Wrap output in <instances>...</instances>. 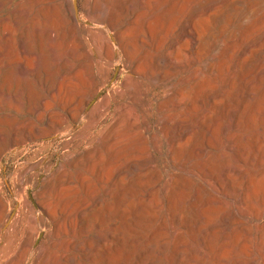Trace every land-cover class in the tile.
<instances>
[{
  "label": "bare ground",
  "instance_id": "6f19581e",
  "mask_svg": "<svg viewBox=\"0 0 264 264\" xmlns=\"http://www.w3.org/2000/svg\"><path fill=\"white\" fill-rule=\"evenodd\" d=\"M78 2L0 0L11 3L0 51L15 39L10 66L33 74L5 92L14 104L0 98V241L10 215L20 228L0 264L34 251L35 264H86L68 204L82 167L105 183L90 192L102 200L90 231H106L97 264H264V0H83L82 14ZM52 39L55 65L72 61L70 100L38 75L51 72ZM83 122L84 136L61 143Z\"/></svg>",
  "mask_w": 264,
  "mask_h": 264
},
{
  "label": "rangeland",
  "instance_id": "374dc122",
  "mask_svg": "<svg viewBox=\"0 0 264 264\" xmlns=\"http://www.w3.org/2000/svg\"><path fill=\"white\" fill-rule=\"evenodd\" d=\"M11 3H13V1H11ZM11 3L3 4L2 7H1V10H0V13L3 12L5 14L9 15L10 8H11L10 7ZM82 3H83V0H79L78 7H79V10H80L81 14H82V6H81ZM136 4H137V2H136ZM6 22L8 24V27L10 26L9 28L11 30L15 29V27H14L15 25H13L11 23V21H6ZM99 35H100V32L98 30H96V29H93L90 32V37L91 38H97ZM10 39H8V43L6 42L8 46L6 44L4 46L5 47L3 49L4 53H3V51H0V60L2 59L1 62H0V73H4L5 74V75H0V78H1V76H5L9 80V83L6 84V86H1L0 87V95H2V94L5 95V97H4V95H2V96H0V98L1 97L5 98L4 101H5L6 104H8V103L14 104L12 99L10 98V96H7L8 94H5V92H7V90H11L12 92L13 91L14 92L15 91L22 92L26 88V85L24 83H22V85L18 86L17 83H16V80H14V79H17L18 77L21 76L20 78L23 80V79H25L27 77H30V76L32 77V75H33V74H29L28 71L26 69H24V67H22L21 65L13 64L12 66H10V64H9L10 63V59L12 60V59L17 57L15 49L17 48V45H18L17 41L15 39H13V40H10ZM49 42H51V45H52V44H54L55 41H54V39H52ZM10 44L14 48L12 51L10 50L11 47H12ZM55 45L56 44H54V46ZM52 46H51L52 49H51L50 55H49L50 59L52 58L51 59V62H52L51 64L53 65L51 67V69H50L51 72H49L47 74L45 71L41 70L38 75H52V81L54 82V84L57 85L59 83L61 85V87H62L61 91L63 93L66 92L65 94L67 95L68 99L70 100L74 96V91H73V88H72L74 83L73 82L67 83L66 82V78L69 77L70 75H74L72 61L66 60V61H62V63H61L62 65L61 64L55 65V59H54L53 55L57 54L58 52H61L60 51L61 49L59 47H57L58 45H56L55 47L54 46L52 47ZM151 47L153 48L152 42H148L147 48L150 49V50H153ZM10 51L12 53L13 52L14 53L12 54ZM159 53H160V55L162 57H160V59H161L160 63L161 64H159L160 67H159L158 70H161V69L166 68V66H168L169 60L166 59L163 56V52L160 51ZM4 54H6V55H4ZM7 54H9V55H7ZM38 54H40L39 55L40 58H39ZM43 55H45V54L37 53L36 62H37L38 66L42 65L44 63V61H45V58H44ZM38 58H39V60H37ZM40 59L42 61H40ZM17 68H19V69H17ZM11 70H12V72L16 73L15 76H12V74H11L12 72H10ZM185 71L183 73H189L190 69L187 68ZM154 75H157V74H154ZM9 76L12 78L11 82H10L11 78ZM148 81L152 82L153 80H152V78H150ZM6 87H7V89H6ZM47 87L48 86L42 84V85H36L35 89H36V91H38V96L40 97V100H43L44 102L52 103V101H50V99L47 98L48 97V93H49V88H47ZM39 93H41L42 95L39 94ZM17 104H20V103H17ZM155 118H156V114H155ZM87 127H88L87 123L83 122L72 133L65 134L63 136L62 140H61V143H63V144L75 143L77 140H79L82 136L85 135V133L87 131ZM162 143H163L162 148H164V150H165L164 151L165 152L164 156L167 157L165 141L163 140ZM157 156H158V160L161 163H163V161L166 160L165 157L162 156V155L157 154ZM124 158H125V156H122V158H120L116 163H112V164H108V162H106V166L108 168H110L111 166H113V164L114 165L117 164L121 159H124ZM83 168L84 167H82L80 170H77L74 173L72 185L77 187V193H74L75 196L72 195V193H71L72 198H71V201H69V203H68L69 207H70V210L72 209L71 213L73 214V213L76 212L75 215H76L77 220L80 223H82V224L84 223V227L77 232V238H78V242L79 243H78V246L76 248H74V252H77L78 254H81L80 257H81V260L84 263H86V264L87 263L97 264V262L94 261L91 256H92V254L94 255L98 251V244L99 245L102 244V238L104 237L106 231H105V228H104L103 225H98V226L96 225V226H94L93 230L90 231V224L88 223V219H93V217H90V215H89L90 214V205L95 206L96 204H98L99 202L102 201V200L100 201L101 198H99L98 195L97 196L95 195L94 197H92L91 196L92 193H90V192H95L96 190H101L103 192V189H101V187H103V185L105 183H104V181L96 180L97 175L94 177V179H95V181H94L92 176L88 172L89 170L88 169H83ZM101 172H99V177H101V175L103 174V170ZM82 177H87V178H82ZM88 177H89V179H88ZM88 181H93L95 184L94 185L90 184V185L87 186ZM66 192H67V190H64V189L60 190V191H58V195H62L63 196V195L66 194ZM103 198H105L104 195L102 196V199ZM29 211H30V205L28 203L24 204L23 205V215L26 216L29 213ZM99 218H101V217L100 216H95V219H99ZM85 220L87 221V223H86ZM19 230H20L19 223L14 224L13 219H12V215H10L8 217L7 221H6V225H5V228H4V235L5 236L2 237V239L0 241V245L2 246L5 243H7V246H9L10 248L13 247L14 244H15V241L17 240V238L19 236V233H20ZM98 233L101 234L100 235V239H98L96 237V235H95V234H98ZM90 235H92V237ZM90 241L92 242L91 246H89ZM87 256H88V258H87ZM35 261H36V251H34L32 253V255L29 257L28 264H35Z\"/></svg>",
  "mask_w": 264,
  "mask_h": 264
}]
</instances>
